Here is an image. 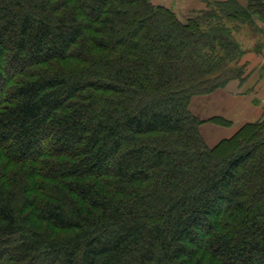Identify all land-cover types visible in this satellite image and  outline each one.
I'll return each instance as SVG.
<instances>
[{"label": "trees", "instance_id": "16d2710c", "mask_svg": "<svg viewBox=\"0 0 264 264\" xmlns=\"http://www.w3.org/2000/svg\"><path fill=\"white\" fill-rule=\"evenodd\" d=\"M255 17L0 0V264H264V110L213 146L190 110L245 80Z\"/></svg>", "mask_w": 264, "mask_h": 264}, {"label": "rangeland", "instance_id": "374dc122", "mask_svg": "<svg viewBox=\"0 0 264 264\" xmlns=\"http://www.w3.org/2000/svg\"><path fill=\"white\" fill-rule=\"evenodd\" d=\"M177 1L180 2L179 0ZM182 1L184 2V0ZM190 1L192 2V0H188V2ZM195 1L197 0H194V2ZM223 1L225 0H198L199 5H201L204 8V9H199L198 12L202 10H207L208 8L210 10V8L211 9L213 8L215 3L223 2ZM232 1L243 7H245V5L247 4V0H232ZM172 2H174V0H172ZM262 29H264V20H260V18L258 19L257 17H255V24L253 26L244 24V25H239L237 29L235 28L232 29L233 32L231 33V35L239 44L240 49L244 52L242 57L249 52L255 54L257 56V59H259L258 56H262V59L260 60H262L261 62L264 63V31ZM242 57L240 58L239 64L246 65L243 63ZM263 68L264 67H262L261 70ZM256 72H257L256 68L250 70L246 65L247 76L245 80L249 77H250L249 79L253 80L254 76H256ZM263 72L264 71L260 73V77L263 76L264 74ZM231 82L233 83V85H231L229 89H226L225 87ZM237 82L240 83V85H242L244 81L243 82H239L238 80L229 81L224 87L208 95H200L192 99L190 110L199 119L209 120L212 118H221L222 120H226L231 124L230 127H226L210 122H205L201 126V134L205 142L210 146L215 145L223 137L226 136L230 137L243 124L252 123L248 121L256 118L254 114L256 111V107L260 106L261 108L264 105V101L263 102H256L255 100H254L255 102L251 101L250 99L251 95L243 93L245 91L244 86L241 90L235 89L234 86ZM252 86H253L252 89L255 90L258 85L256 83L255 85Z\"/></svg>", "mask_w": 264, "mask_h": 264}, {"label": "crops", "instance_id": "0c3cea01", "mask_svg": "<svg viewBox=\"0 0 264 264\" xmlns=\"http://www.w3.org/2000/svg\"><path fill=\"white\" fill-rule=\"evenodd\" d=\"M180 2H178L177 0H174V2H172V0H151V2L154 5H159V6H163L165 8H168L170 10H172L176 17L180 20V21H185L188 19V17L193 13V12H198L199 9H204L201 5H199L198 0L194 2V0H192V2H188V0H184V2L182 0H179ZM199 5V7H198ZM259 59H257V56L255 54L252 53H246L243 57H242V61L244 64L247 65L248 69H255L256 68V76H254L253 80L247 78L246 80H244L243 84L240 85V83H236L235 84V89L237 90H241L243 88V86L245 87V91L243 93L249 94L251 95L250 99L253 102H263L264 101V74L262 77H260V73L262 71H264V68L261 70L262 67H264V63L261 62L262 60V56H258ZM260 71V72H259ZM264 73V72H263ZM250 81V82H249ZM257 83V87L256 89H252V85H255ZM233 85V83L231 82L230 84H228L225 88L229 89V87ZM228 87V88H227ZM255 100V101H254ZM263 104V103H262ZM264 110V105L260 108L256 107V111H255V119L250 120L248 122H254V121H258L262 118V113ZM261 111V112H260ZM230 127V126H229ZM232 133V132H231ZM230 133V134H231ZM229 135V134H228ZM223 137V138H227ZM221 138V139H223Z\"/></svg>", "mask_w": 264, "mask_h": 264}]
</instances>
